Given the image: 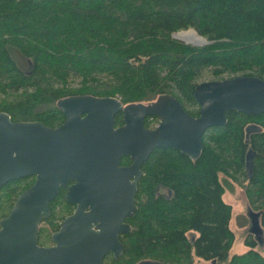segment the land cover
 <instances>
[{
	"label": "trees",
	"instance_id": "16d2710c",
	"mask_svg": "<svg viewBox=\"0 0 264 264\" xmlns=\"http://www.w3.org/2000/svg\"><path fill=\"white\" fill-rule=\"evenodd\" d=\"M190 28L207 43L171 36ZM235 75L264 79V0H0V111L12 121L57 127L64 114L56 103L72 95L127 105L168 94L197 116L195 86ZM158 119L149 115L144 123ZM250 125L258 129L247 133ZM141 171L136 209L125 219L130 231L119 235L122 255L110 253L103 264H264L251 233L248 249L230 254L232 207L220 182L223 175L242 185L264 226V113L227 111L224 125L203 134L196 159L155 148ZM30 182L0 187V219ZM71 209L59 189L38 225L39 245L52 243Z\"/></svg>",
	"mask_w": 264,
	"mask_h": 264
},
{
	"label": "water",
	"instance_id": "95a60500",
	"mask_svg": "<svg viewBox=\"0 0 264 264\" xmlns=\"http://www.w3.org/2000/svg\"><path fill=\"white\" fill-rule=\"evenodd\" d=\"M193 95L197 116L168 94L127 105L112 96L63 97L56 103L64 114L57 127L41 121H12L0 111V187L35 177L0 219V264H103L108 252L113 257L122 255L119 235L130 231L125 219L136 209L141 166L151 152L171 147L196 159L203 134L224 125L227 111L264 113V79L256 75L204 80ZM118 113L121 125L115 124ZM149 115L159 117L153 127L144 123ZM124 156L131 161L121 165ZM70 180L73 183L64 197L75 208L52 233L53 244L39 245L38 225L49 215V203L58 189ZM259 216L249 209L252 234L262 231Z\"/></svg>",
	"mask_w": 264,
	"mask_h": 264
},
{
	"label": "rangeland",
	"instance_id": "374dc122",
	"mask_svg": "<svg viewBox=\"0 0 264 264\" xmlns=\"http://www.w3.org/2000/svg\"><path fill=\"white\" fill-rule=\"evenodd\" d=\"M189 44H192V43H189ZM256 129H258L257 126L250 125L248 126L246 131L247 133H249ZM250 158H251V154L248 153L247 160H250ZM220 182L225 187V193L223 195V199L224 201L229 203L232 207L229 227L234 232V241L232 243V246L229 252L230 254L241 253L248 249V246L244 243V239L250 233L252 234L247 198L242 188V185H239V183H236L223 175H220ZM243 183H246V182L243 181ZM253 236L256 240L254 249L260 252L264 256V226H262V231L260 233L253 234ZM195 260L199 261L200 258L195 257Z\"/></svg>",
	"mask_w": 264,
	"mask_h": 264
},
{
	"label": "bare ground",
	"instance_id": "6f19581e",
	"mask_svg": "<svg viewBox=\"0 0 264 264\" xmlns=\"http://www.w3.org/2000/svg\"><path fill=\"white\" fill-rule=\"evenodd\" d=\"M174 37L179 38L187 43L201 45L206 42V39L198 35L193 29H187L174 33ZM206 44V43H205Z\"/></svg>",
	"mask_w": 264,
	"mask_h": 264
},
{
	"label": "flooded vegetation",
	"instance_id": "af4514ba",
	"mask_svg": "<svg viewBox=\"0 0 264 264\" xmlns=\"http://www.w3.org/2000/svg\"><path fill=\"white\" fill-rule=\"evenodd\" d=\"M121 124H122V123H121ZM121 124H119V125H121ZM27 178H29L30 181H31V182L29 183V186H30V185L34 182L35 177H34V176H28ZM72 183H73V181L70 180V181L67 182V185H66V186H64V187H60V188H59L60 190L63 191V196H64V193H65L66 190H67V186L71 185ZM29 186H28V187H29ZM59 189H58V190H59ZM56 195H57V194H56ZM64 198H65V197H64ZM65 200H66V199H65ZM50 202H51V201H50ZM68 203H70V202H68ZM70 204H71V206H72V209H71V211H70L69 214H71V213L73 212L74 208H75V204H73V203H70ZM69 214H68V215H69ZM61 221H62V220H61ZM61 221H60V222H61ZM60 222H59V223H60ZM59 223H58V228H59ZM56 230H57V229H56ZM56 230H55V231H56ZM38 232H39V231H38ZM37 237H38V236H37ZM52 244H53V242H52L51 244L42 245V246H50V245H52ZM109 254H110V252H108V253L104 256V258L107 257ZM104 258H103V259H104ZM102 263H103V261H102Z\"/></svg>",
	"mask_w": 264,
	"mask_h": 264
}]
</instances>
